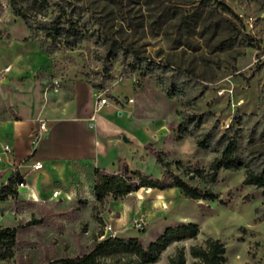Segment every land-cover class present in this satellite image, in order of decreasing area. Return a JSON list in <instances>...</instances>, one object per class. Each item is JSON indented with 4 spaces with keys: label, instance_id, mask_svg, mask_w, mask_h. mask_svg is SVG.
Here are the masks:
<instances>
[{
    "label": "rangeland",
    "instance_id": "1",
    "mask_svg": "<svg viewBox=\"0 0 264 264\" xmlns=\"http://www.w3.org/2000/svg\"><path fill=\"white\" fill-rule=\"evenodd\" d=\"M220 2L238 18L222 11ZM0 4V68L18 56V66L28 68L22 84L42 94L76 82L108 88L139 146L131 170L162 179L155 162V152H162L177 175L218 196L191 200L176 188H142L97 201L86 174L70 204H0V226L41 220L17 230L13 258L0 264L82 255L101 239L99 232L109 234L108 225L110 234L136 237L146 246L181 222L197 224L198 235L171 244L154 264H168L176 247L191 264L189 246L206 237L225 245L224 264H264V188L244 185L243 169L220 170L215 184L208 183L216 154L195 143L203 133L234 135L244 155L264 163V0H212L207 6L201 0H21L29 27L13 15L9 0ZM189 15V26L182 25ZM12 73L0 71V79ZM168 89L177 90L172 98ZM10 93L0 86V116ZM128 98L132 103H125ZM185 115L203 118L192 135L178 131ZM4 174L0 167V186Z\"/></svg>",
    "mask_w": 264,
    "mask_h": 264
},
{
    "label": "crops",
    "instance_id": "2",
    "mask_svg": "<svg viewBox=\"0 0 264 264\" xmlns=\"http://www.w3.org/2000/svg\"><path fill=\"white\" fill-rule=\"evenodd\" d=\"M17 57L6 65L10 69L5 74L13 73L0 79V86L11 89L3 99L5 112L0 116V153L3 144L12 150L1 155L0 167L5 172L1 186L17 173L26 187L15 198L0 201L2 208L17 202L70 204L81 193L86 174L94 178V169L117 173L123 164L132 169L134 160L140 158L139 146L131 140V131L122 120L124 109L109 99V104L96 110L95 90L84 82L45 94L33 87L30 90V84L21 81L28 68L19 67ZM39 119L47 122L48 130L34 148L29 133ZM34 162H41L42 169L31 170ZM91 188L93 191V185ZM55 190L58 195L53 197Z\"/></svg>",
    "mask_w": 264,
    "mask_h": 264
},
{
    "label": "trees",
    "instance_id": "3",
    "mask_svg": "<svg viewBox=\"0 0 264 264\" xmlns=\"http://www.w3.org/2000/svg\"><path fill=\"white\" fill-rule=\"evenodd\" d=\"M20 1L9 0V4L13 15L20 17L28 26L27 19L19 6ZM211 1L201 0V3L203 6H207L210 5ZM219 7L222 11L229 12L234 17H237L224 3L220 2ZM1 12L2 7L0 4ZM191 17L189 15L182 18V25L189 26ZM53 29L56 33L63 32L58 30V28ZM93 88L100 89L103 87L96 84ZM176 92V89H168L166 90V95L172 98ZM16 119L18 118L16 117ZM202 123L203 118L200 115H185L178 125V131L182 134L192 135L193 130L191 127L197 128ZM195 143L198 148L207 149L216 154V157L209 164L208 183L215 184L220 170L235 171L243 169L244 185L264 188V163L260 164L256 162L255 158L244 155L239 149V140L236 136L227 133L219 136L203 133L196 137ZM155 162L163 170L162 179L144 174L138 170H131L127 164H123L121 171L117 173L94 169L93 194L95 199L97 201H101L106 197L117 199L142 188L157 190L176 188L185 198L191 200L218 199V196L213 192L202 191L198 187L189 184L180 175H177L172 169V162L165 160L162 152H155ZM191 178L192 176L189 179ZM20 180V176L15 173L5 185L0 187V201H5L8 197L15 198L17 196L16 185ZM262 196L264 197V191ZM39 223H41V220L30 219L25 224L15 227L0 226V261L10 262L13 258L16 234L19 228ZM198 233L199 227L197 224L181 222L167 226L156 239L149 242L146 246L136 237L109 236L98 240L88 252L82 255L52 259L44 264H154L171 244L194 239ZM102 235L103 233L99 232V238ZM188 253L192 258L191 264L225 263V245L219 239L212 237H206L200 245L189 246ZM185 262L183 247H176L174 252L167 257L168 264H185Z\"/></svg>",
    "mask_w": 264,
    "mask_h": 264
},
{
    "label": "built area",
    "instance_id": "4",
    "mask_svg": "<svg viewBox=\"0 0 264 264\" xmlns=\"http://www.w3.org/2000/svg\"><path fill=\"white\" fill-rule=\"evenodd\" d=\"M9 69H10V66H6L2 72L5 73ZM108 90H109L108 88H100V89L95 90V97H96L95 107H96V110H101L105 105L109 104V97L106 95V92ZM114 97L117 98L118 96L114 95ZM132 101H133L132 98H128L125 103L126 104L132 103ZM119 111L122 112V109H120ZM124 112H126V111H124ZM47 130H48L47 122L43 119L37 120V126L33 130H31L29 133L30 144L32 147L35 148L38 145V143L43 139V137L47 133ZM11 151H12L11 147L8 144H3L1 146L0 161L2 160V156H1L2 154H9V153H11ZM22 163H25V162L23 161ZM42 167H43V165L41 162H34L31 165L30 169L31 170H40V169H42ZM25 187H26V182L23 178H21V180L16 185V190L19 193V190L23 189ZM57 195H58V190H55L52 193V196L56 197ZM10 198H12V197H10ZM105 229H106V232L109 234L107 236H104V234H103L100 237L101 239L105 238V237H109V236H115L113 234H110V233H113L112 227L110 225L106 226Z\"/></svg>",
    "mask_w": 264,
    "mask_h": 264
}]
</instances>
